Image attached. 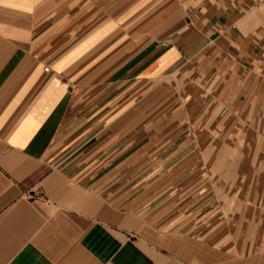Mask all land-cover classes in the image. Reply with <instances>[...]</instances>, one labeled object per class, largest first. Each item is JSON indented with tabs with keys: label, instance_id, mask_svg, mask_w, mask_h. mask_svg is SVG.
Segmentation results:
<instances>
[{
	"label": "crops",
	"instance_id": "0c3cea01",
	"mask_svg": "<svg viewBox=\"0 0 264 264\" xmlns=\"http://www.w3.org/2000/svg\"><path fill=\"white\" fill-rule=\"evenodd\" d=\"M0 264H264V4L0 0Z\"/></svg>",
	"mask_w": 264,
	"mask_h": 264
},
{
	"label": "built area",
	"instance_id": "2783aa9c",
	"mask_svg": "<svg viewBox=\"0 0 264 264\" xmlns=\"http://www.w3.org/2000/svg\"><path fill=\"white\" fill-rule=\"evenodd\" d=\"M263 4H264V0H260ZM163 45L165 46L166 44L165 43H163Z\"/></svg>",
	"mask_w": 264,
	"mask_h": 264
}]
</instances>
